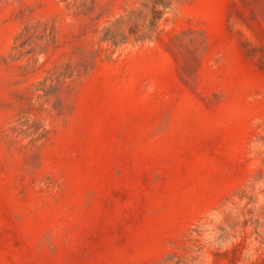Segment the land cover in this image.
Segmentation results:
<instances>
[{
	"label": "rangeland",
	"instance_id": "obj_1",
	"mask_svg": "<svg viewBox=\"0 0 264 264\" xmlns=\"http://www.w3.org/2000/svg\"><path fill=\"white\" fill-rule=\"evenodd\" d=\"M0 264H264V0H0Z\"/></svg>",
	"mask_w": 264,
	"mask_h": 264
}]
</instances>
